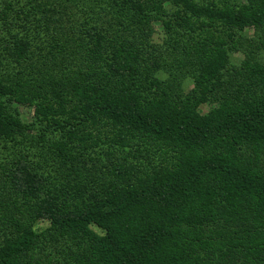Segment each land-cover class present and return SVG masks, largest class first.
Masks as SVG:
<instances>
[{
    "label": "trees",
    "instance_id": "obj_1",
    "mask_svg": "<svg viewBox=\"0 0 264 264\" xmlns=\"http://www.w3.org/2000/svg\"><path fill=\"white\" fill-rule=\"evenodd\" d=\"M59 239L264 264V0H0V264Z\"/></svg>",
    "mask_w": 264,
    "mask_h": 264
},
{
    "label": "rangeland",
    "instance_id": "obj_2",
    "mask_svg": "<svg viewBox=\"0 0 264 264\" xmlns=\"http://www.w3.org/2000/svg\"><path fill=\"white\" fill-rule=\"evenodd\" d=\"M155 27L157 29V31H162L163 30V23L161 21H155L154 22ZM254 30L253 29H247V34L249 35H253ZM244 58V55L242 54V51L236 52V54H233L232 59L235 63H239L242 59ZM191 80H188L186 82V89L189 90L191 88ZM208 104H203L202 106V111H207L209 109ZM14 107L16 109H18V111L20 112V114L22 113L24 115V117L26 118H30L32 117V115H34V108L32 106H28V105H21V104H16L14 105ZM44 228L47 226H43ZM93 228L95 230H98L97 227L93 226ZM57 246V248H55ZM65 246H67V243L64 242L62 239L56 241V240H50L46 243H43L42 246V250H38V255L37 258H39V261H44V262H48L49 260H51L53 263L57 262V258H56V252L59 249L62 250V248H64ZM51 250L53 252H51ZM47 264H51V263H47Z\"/></svg>",
    "mask_w": 264,
    "mask_h": 264
}]
</instances>
